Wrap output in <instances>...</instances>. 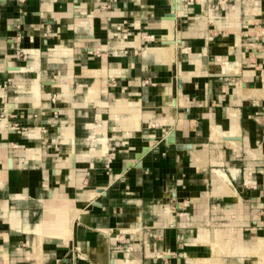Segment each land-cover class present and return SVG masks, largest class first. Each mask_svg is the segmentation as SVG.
<instances>
[{
  "label": "crops",
  "instance_id": "crops-1",
  "mask_svg": "<svg viewBox=\"0 0 264 264\" xmlns=\"http://www.w3.org/2000/svg\"><path fill=\"white\" fill-rule=\"evenodd\" d=\"M171 3L0 0V264L264 246V0Z\"/></svg>",
  "mask_w": 264,
  "mask_h": 264
},
{
  "label": "rangeland",
  "instance_id": "rangeland-1",
  "mask_svg": "<svg viewBox=\"0 0 264 264\" xmlns=\"http://www.w3.org/2000/svg\"><path fill=\"white\" fill-rule=\"evenodd\" d=\"M230 5H232V4L230 2H228L225 9H223L221 11V14L219 13L218 17L226 15L227 12H229L231 9ZM218 19L219 18H216V19L213 18L212 20L214 21V20H218ZM211 27H213V24L211 25ZM180 56H182V55L181 54L177 55V57H180ZM223 221L224 220L220 219V220H217L215 223H217V226L219 227L218 224L222 223ZM221 228H222V231L221 230H219V231L223 232L222 235H224L218 241L219 245H221V248L216 247V249H215L214 247L211 248L210 246L205 245V244H196L195 243L196 245L194 246L195 247L194 252L195 253H197L198 251L199 252L196 255L186 257L185 259L187 260V264H190L189 262L191 260H195L197 258H203V257H210V256H214V255L216 257L219 256L218 259L223 261V263H225V264H264V253H261V255L257 254V252L258 253L264 252V249L262 251H256V253H255V251H252L253 249H250V246H251L252 242L254 241V238L257 235H263V234H260V232L263 233L262 231H259V230L257 232L246 231V232H243V236L241 238H239V236L235 237L233 235L234 231L229 232L227 230H223L226 228L225 226H221ZM234 245H236V248L234 247ZM237 245H239L238 248H237ZM243 246H245L246 249L249 247L248 249H250V251L244 252V253L242 251H240L241 249H243ZM230 249H231V251L234 250L235 252L234 251L229 252L228 250H230ZM260 256L263 257V259ZM201 262L198 261V264H202Z\"/></svg>",
  "mask_w": 264,
  "mask_h": 264
},
{
  "label": "water",
  "instance_id": "water-1",
  "mask_svg": "<svg viewBox=\"0 0 264 264\" xmlns=\"http://www.w3.org/2000/svg\"><path fill=\"white\" fill-rule=\"evenodd\" d=\"M180 3V0H172V3L170 5V9L172 11H174L177 7V5ZM168 17V18H172V19H175L176 16L175 14L172 12L171 14H167L165 16V18ZM165 42H168V41H165ZM174 72V71H173ZM177 86L181 87L180 85V80L177 79ZM175 112H176V107L174 106L173 107V116H175ZM165 143L168 144V143H173L174 142V131L172 130L171 132H169V134L167 136H165ZM149 149V146H143L141 151L137 152L136 153V158H137V162L133 163V162H127L126 166L123 168V172L126 170V168L130 167V166H141V156ZM11 165V160L9 159V166ZM97 191H100L104 194L102 188L98 187L97 188ZM93 204H98L96 201L92 202ZM75 211V208L73 210V212ZM210 231L212 232L213 231V228L210 229Z\"/></svg>",
  "mask_w": 264,
  "mask_h": 264
},
{
  "label": "bare ground",
  "instance_id": "bare-ground-1",
  "mask_svg": "<svg viewBox=\"0 0 264 264\" xmlns=\"http://www.w3.org/2000/svg\"><path fill=\"white\" fill-rule=\"evenodd\" d=\"M166 19H170V20H174V19H172V18H168V17H166ZM172 43H174V42H172ZM264 243V242H263ZM259 244V243H258ZM262 244V243H261ZM260 244V249H259V247H258V251H262L263 249H264V246L263 245H261ZM262 248V249H261ZM257 250V249H256ZM256 253V252H255ZM261 253H264V252H257V254H259V255H261ZM261 257V256H260ZM219 258V256L218 257H216V256H210V257H206V258H203V259H199L198 261H202L201 263L202 264H225V263H223V261H221L220 259H218ZM221 258V257H220ZM262 259H263V257H261ZM223 260V259H222ZM198 261L195 263H193V264H198Z\"/></svg>",
  "mask_w": 264,
  "mask_h": 264
}]
</instances>
